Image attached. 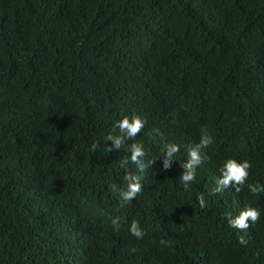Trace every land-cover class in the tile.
Segmentation results:
<instances>
[{"label":"trees","instance_id":"16d2710c","mask_svg":"<svg viewBox=\"0 0 264 264\" xmlns=\"http://www.w3.org/2000/svg\"><path fill=\"white\" fill-rule=\"evenodd\" d=\"M134 114L145 127L109 151ZM201 129L213 143L185 190ZM134 142L143 188L122 206ZM225 158L249 177L212 194ZM247 184L264 185V0H0V264H264V191ZM246 206L259 219L229 226Z\"/></svg>","mask_w":264,"mask_h":264},{"label":"clouds","instance_id":"9594fccd","mask_svg":"<svg viewBox=\"0 0 264 264\" xmlns=\"http://www.w3.org/2000/svg\"><path fill=\"white\" fill-rule=\"evenodd\" d=\"M146 121L139 115H132L131 117L125 116L118 120L114 125V128L119 130V135H114L110 132L104 138L105 143L112 141V144L108 146V150L111 151L113 147L120 148L126 140L136 137L138 132L145 127ZM213 143V137L208 133L207 129H201V135L199 142L187 149L188 160L182 164L185 171L182 173L179 182L183 184L184 189L187 190L191 182L196 178L197 167L202 163L204 159L203 150L207 149ZM99 142L92 145V150L96 151L99 147ZM130 151V157L123 161L122 167L126 170L123 175L124 186L117 190L121 205L133 201V198L137 197V194L142 191L143 185L141 183V176L134 174L130 170H127V163L130 160L136 164L140 173H143L145 168L146 151L141 143L134 142L128 148ZM180 151V146L176 143H169L165 146L163 155V168L168 169L171 167L172 161L175 159L176 153ZM148 164L154 163L153 160H148ZM252 164L248 160H237L235 158H225L220 168V176L216 180V186L212 188L211 193H221L225 189L232 187L237 192L246 185L249 177V169ZM249 191L253 194L264 191V185L260 184H247ZM198 203L201 208L206 207V200L204 195L198 196ZM260 217V211L251 206H246L239 212L238 215L232 216L229 214L228 224L232 228L246 230L250 227V223H255ZM112 224L116 230L119 229V218L112 220ZM130 233L137 239H142L145 235L144 230L137 221H133L129 226ZM241 244H245L246 240L243 237L240 240ZM161 245H167L168 241L161 239ZM136 251L135 248L132 249Z\"/></svg>","mask_w":264,"mask_h":264}]
</instances>
